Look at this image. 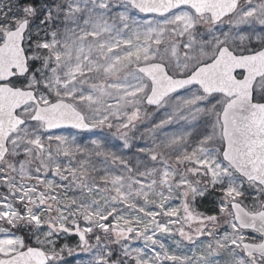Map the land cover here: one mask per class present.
I'll list each match as a JSON object with an SVG mask.
<instances>
[{"label": "rangeland", "instance_id": "obj_1", "mask_svg": "<svg viewBox=\"0 0 264 264\" xmlns=\"http://www.w3.org/2000/svg\"><path fill=\"white\" fill-rule=\"evenodd\" d=\"M40 3L46 19L32 23L26 45L36 67L15 83L36 89L43 104L71 102L95 128L47 130L29 121L33 104L20 111L27 122L0 163V256L29 235L46 251L60 240L67 248L73 228L96 226L111 233L50 264H263L241 247L259 234L226 217L232 200L256 210L262 195L222 156L226 97L193 85L149 110L151 82L137 66L161 61L183 76L223 44L238 53L264 46V0H242L219 24L189 7L158 16L124 0ZM255 98L264 99V77Z\"/></svg>", "mask_w": 264, "mask_h": 264}, {"label": "water", "instance_id": "obj_2", "mask_svg": "<svg viewBox=\"0 0 264 264\" xmlns=\"http://www.w3.org/2000/svg\"><path fill=\"white\" fill-rule=\"evenodd\" d=\"M126 1L145 14L164 15L182 6H190L198 15L209 14L214 22L234 13L239 4V0ZM29 20L30 17L9 31L0 45V160L7 153L9 135L25 123L17 111L28 103L37 104L31 119L45 122L48 129L72 127L88 130L93 127L71 103L58 100L41 105L35 90L6 83L16 74L24 76L28 72V57L23 42ZM138 69L152 82L151 92L146 98L149 106H159L169 95L193 84L201 86L206 94L222 93L231 98L221 115L224 159L248 180L260 183L264 190V102L253 100L255 82L264 76V47L236 54L228 45H223L212 61L201 64L186 77L172 76L161 62L143 64ZM240 71L244 72L242 78L236 75ZM231 205L240 227L257 230L264 236V207L250 212L240 202L234 201ZM242 246L246 255L264 256V239L261 243L245 241ZM50 257L41 248L29 247L1 258L0 264H47Z\"/></svg>", "mask_w": 264, "mask_h": 264}, {"label": "trees", "instance_id": "obj_3", "mask_svg": "<svg viewBox=\"0 0 264 264\" xmlns=\"http://www.w3.org/2000/svg\"><path fill=\"white\" fill-rule=\"evenodd\" d=\"M33 3V5L36 7L37 3L34 1V0H19L18 3L14 4L12 0H9L8 4H9V10L7 12H4L2 13L1 15V26H0V33L6 31V28H5V24L8 23L9 24V27L8 28H12L16 25L17 21L23 16L25 15V9L28 7L29 3ZM15 10V11H14ZM15 13V14H14ZM37 20H32V23L36 22ZM36 36L34 35L33 38H35ZM33 38L31 39V42L33 41ZM36 67V62H31V68H30V72L29 74L35 69ZM28 74V75H29ZM148 108V107H147ZM149 110L152 109V108H148ZM134 119H141V117L139 115H136L134 114ZM196 171V170H195ZM195 171L192 170V175L195 174L196 176V179L198 177H201L200 178V181L202 183H206V175L203 174L202 176H198L199 174L196 173ZM227 212V216L226 217H229L231 215L230 213V209L228 208V210L226 211ZM53 214L56 215V212L53 211ZM200 217H202L200 215ZM197 218V215L194 216L193 219H196ZM218 221V224L219 225H222L225 221V217L224 216H221L217 219ZM3 226H6V225H3ZM8 228H12L14 230H16L18 233L20 234H23L24 236L25 235V227H22V226H7ZM97 232H99L98 234V237L96 238V240H99L100 238L102 239V237H104V234H108V233H111V230H102L101 228L98 229L97 227H94L91 232L88 234V237L91 238V236H94L95 234H97ZM31 236H27L25 237V246H28V245H31L33 243V239L30 238ZM71 237H74V235H71ZM112 238V237H111ZM114 240V238H113ZM57 249L55 250L56 253L59 254V256L61 258H69L70 256L74 255L77 251L79 250H66L65 248H62L61 247V244H59V242H57ZM72 246H74V244L71 243Z\"/></svg>", "mask_w": 264, "mask_h": 264}]
</instances>
